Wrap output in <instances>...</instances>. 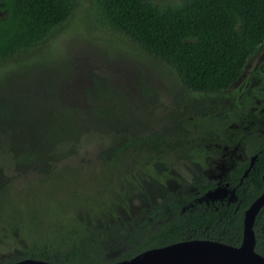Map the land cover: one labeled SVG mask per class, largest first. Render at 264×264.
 Segmentation results:
<instances>
[{"label":"trees","instance_id":"trees-1","mask_svg":"<svg viewBox=\"0 0 264 264\" xmlns=\"http://www.w3.org/2000/svg\"><path fill=\"white\" fill-rule=\"evenodd\" d=\"M75 1L0 0V62L18 60L38 47L67 21ZM171 1L157 6L150 0H92L101 25L167 67L182 89L221 92L264 45V0ZM29 68L32 76L39 67ZM26 80H11L24 91L16 96L0 86V210L17 233L19 251H41L50 260L62 254L66 259L60 257V264H111L164 245L166 240H148L119 256H103L102 237L114 230L117 209L123 206L118 190L128 182L137 184L136 158L146 143L144 136L125 132L128 112L121 91L103 77L91 76L82 129L69 115L76 108L72 112L61 106L59 93L46 104L41 101L40 91L53 90L51 73L30 84ZM100 127L119 135L113 145L98 150L94 162L78 145L92 141ZM128 155L135 162L130 164ZM190 221L188 229L170 227L168 238L240 243L238 210L201 207ZM120 231L117 226L114 235ZM253 231V249L264 256V207ZM83 253L93 258L83 259Z\"/></svg>","mask_w":264,"mask_h":264},{"label":"flooded vegetation","instance_id":"flooded-vegetation-1","mask_svg":"<svg viewBox=\"0 0 264 264\" xmlns=\"http://www.w3.org/2000/svg\"><path fill=\"white\" fill-rule=\"evenodd\" d=\"M253 58L257 61L247 63L221 92L198 94L182 89L177 81L179 86L173 93L162 95L136 79L135 93L128 96L113 86L126 102L125 132L144 136L146 143L136 158L137 184L128 182L118 190L123 206L118 207L112 228L116 231L118 226L121 231L117 236L114 230L108 231L102 237L103 256H119L148 240L155 244L166 240L164 245L177 242L168 238L169 228L188 229L191 214L201 207L238 210L242 230L244 210L264 191V45ZM103 79L108 81L107 76ZM79 110L73 115L86 120L88 116L83 117ZM72 118L73 124L80 125ZM95 131L92 151L86 142L78 145L94 162L98 150L113 145L119 135L101 127ZM131 161L135 162L128 155ZM115 191H110L111 198ZM15 236L16 231L0 210V264L24 259L60 264V257L66 259L58 254L50 260L41 251L25 254L19 251ZM28 241L26 238L24 242ZM120 244L122 247L117 248ZM154 247L159 246L139 252ZM82 257L93 258L85 253Z\"/></svg>","mask_w":264,"mask_h":264},{"label":"rangeland","instance_id":"rangeland-1","mask_svg":"<svg viewBox=\"0 0 264 264\" xmlns=\"http://www.w3.org/2000/svg\"><path fill=\"white\" fill-rule=\"evenodd\" d=\"M151 1L157 6L173 2ZM14 59L0 62V86H4L2 89L7 95L16 96L24 92L22 86L10 83L11 80L28 78L25 82L30 84L33 79L38 81L47 71L52 74L55 84L53 90L39 92L43 104L59 93V104L65 108L77 107L83 117L88 105L84 94L90 88L91 76H107L109 83L112 81L113 86L122 88L128 96L135 93L136 79L162 95H170L179 86L167 67L144 54L128 39L101 25L92 0L75 1L71 16L63 25L38 47L18 55V60ZM251 60L257 61L256 58ZM32 65L39 68L29 76ZM73 114L74 121L85 126L86 120ZM93 142H86L91 151ZM180 171L184 175L182 168Z\"/></svg>","mask_w":264,"mask_h":264},{"label":"water","instance_id":"water-1","mask_svg":"<svg viewBox=\"0 0 264 264\" xmlns=\"http://www.w3.org/2000/svg\"><path fill=\"white\" fill-rule=\"evenodd\" d=\"M264 207V191L244 210L241 241L237 246L209 239H188L143 250L132 258L111 264H264V256L255 252L252 223ZM13 264H53L24 259Z\"/></svg>","mask_w":264,"mask_h":264},{"label":"bare ground","instance_id":"bare-ground-1","mask_svg":"<svg viewBox=\"0 0 264 264\" xmlns=\"http://www.w3.org/2000/svg\"><path fill=\"white\" fill-rule=\"evenodd\" d=\"M146 263H147V261H140L137 264H146Z\"/></svg>","mask_w":264,"mask_h":264}]
</instances>
